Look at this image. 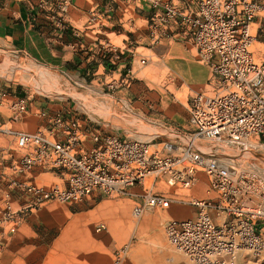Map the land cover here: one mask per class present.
Listing matches in <instances>:
<instances>
[{
    "label": "built area",
    "instance_id": "1",
    "mask_svg": "<svg viewBox=\"0 0 264 264\" xmlns=\"http://www.w3.org/2000/svg\"><path fill=\"white\" fill-rule=\"evenodd\" d=\"M37 1L56 7L60 16L71 4V0ZM140 1L153 10L149 26L154 43L178 23L199 59L211 68L208 89L196 92L189 101L187 141L90 133L73 111L57 110L49 117L47 133L10 130L23 150L11 163L13 172L26 174L40 166L56 171L62 180L50 187L22 183L30 195L23 209L33 211L52 200L77 203L123 194L139 185L141 202L134 208L135 215L174 201L195 209L194 217L171 218L163 226L168 242L194 264H234L239 251L260 257L264 254V177L236 167L220 148L245 147L252 144V137L264 136V63L255 61L250 50L255 40L251 24L264 12V0H198L195 11L179 7L174 0ZM145 62V57L140 58V64ZM4 97L0 94V100ZM10 109L11 118L18 120L28 109L27 99L15 96ZM58 132L63 139H55ZM88 137L92 145L86 147ZM198 139L213 146L204 149ZM200 173L208 183L205 197L190 192ZM177 190L188 192L181 193L180 199L169 195ZM23 209L8 214L10 232L15 231ZM105 228L99 222L95 231Z\"/></svg>",
    "mask_w": 264,
    "mask_h": 264
},
{
    "label": "rangeland",
    "instance_id": "2",
    "mask_svg": "<svg viewBox=\"0 0 264 264\" xmlns=\"http://www.w3.org/2000/svg\"><path fill=\"white\" fill-rule=\"evenodd\" d=\"M258 16L261 20L251 24L255 40L250 50L255 61L264 63V12ZM149 48L152 49L138 48L146 55V62L139 63L135 75L124 77L125 82L119 84L133 87H68L69 80L62 73L38 68L28 61L23 64L10 52L0 50V94H5L0 100V264H117V259L119 264H194L168 242L163 229L165 221L177 218L172 214L176 201L135 215L133 211L141 202L142 192L141 186L135 185L123 194L111 193L77 203L52 200L30 211L23 209L30 199L22 186L26 182L11 169L12 161L23 150L16 146L10 130L35 132L42 112L47 116L67 109L121 136L185 143L191 132L188 105L193 95L186 84L192 78L185 76V84L172 70L177 67L172 58L179 49L183 55L189 54L198 63L207 64L199 59L193 45L162 40ZM207 82L197 89H207ZM15 96L28 101L27 111L16 121L11 118L10 109ZM251 140L252 144L245 147L222 146L220 152L236 167L264 177V136ZM197 142L207 150L213 146L205 139ZM37 178L39 184L35 185L45 187L59 182L51 172ZM187 192L177 190L169 195L180 199L183 197L179 194ZM198 195H202V190ZM120 205L125 209V220L117 211ZM178 207L191 209L185 203ZM19 208L23 209L20 222L10 232L8 214ZM147 214L154 219L144 220ZM99 222L106 228L96 232ZM261 234L264 239V223ZM123 247L126 250L121 253ZM234 264H264V254L256 257L239 251Z\"/></svg>",
    "mask_w": 264,
    "mask_h": 264
},
{
    "label": "crops",
    "instance_id": "3",
    "mask_svg": "<svg viewBox=\"0 0 264 264\" xmlns=\"http://www.w3.org/2000/svg\"><path fill=\"white\" fill-rule=\"evenodd\" d=\"M174 2L179 7L195 11L198 0ZM152 11L148 3L140 0H71L67 12L60 16L56 7L39 5L37 0H0V50L10 52L23 64L28 61L38 68L62 73L69 80L68 87H133L109 84L122 77V81L126 77H133L140 58H146L138 48L152 49L149 48L154 43L149 26ZM260 20L261 17L257 16L253 23ZM180 28L178 23H173L167 31L168 36L159 37L156 43L173 40L180 45H193ZM176 52L172 62L175 59L177 67L176 70L171 69L184 83L185 76L192 78V82L185 84L190 85L193 95L202 91L197 88L208 80L210 66L198 63L189 54L183 55L179 49ZM50 116L39 119L36 131L48 132ZM80 119L90 133L98 131L118 135L91 118ZM55 139H63L62 133H56ZM91 145L88 137L85 146ZM47 172L57 176L59 182L54 184L62 183L59 173L40 166L26 174H19V178L26 183L39 184L38 175ZM207 184L205 176L200 173L190 192L194 196L205 197ZM201 190L202 195H198ZM175 203L172 214L177 218L195 216L193 207L184 210L178 207L183 203ZM117 211L125 220L123 205ZM152 218L153 215L147 214L144 220L150 222Z\"/></svg>",
    "mask_w": 264,
    "mask_h": 264
},
{
    "label": "bare ground",
    "instance_id": "4",
    "mask_svg": "<svg viewBox=\"0 0 264 264\" xmlns=\"http://www.w3.org/2000/svg\"><path fill=\"white\" fill-rule=\"evenodd\" d=\"M123 215V214H122Z\"/></svg>",
    "mask_w": 264,
    "mask_h": 264
}]
</instances>
